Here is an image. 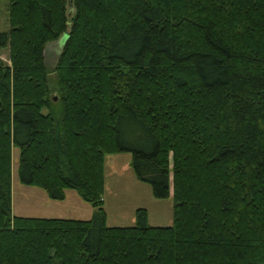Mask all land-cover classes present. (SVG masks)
<instances>
[{"label": "trees", "instance_id": "obj_1", "mask_svg": "<svg viewBox=\"0 0 264 264\" xmlns=\"http://www.w3.org/2000/svg\"><path fill=\"white\" fill-rule=\"evenodd\" d=\"M6 10L0 264H264V0ZM59 39L51 69L44 49ZM14 148L22 182L54 200L72 189L93 216L13 214ZM124 151L155 198L171 196L170 224L150 225L143 207L131 225L107 224V159Z\"/></svg>", "mask_w": 264, "mask_h": 264}, {"label": "rangeland", "instance_id": "obj_2", "mask_svg": "<svg viewBox=\"0 0 264 264\" xmlns=\"http://www.w3.org/2000/svg\"><path fill=\"white\" fill-rule=\"evenodd\" d=\"M9 0H0V32L7 31V5ZM62 49L61 39L46 44L44 49L45 62L49 68H53ZM0 60L9 63L8 49H0ZM135 137H143L142 132L134 133ZM127 136H131L128 133ZM18 149L12 151V212L15 215L35 217H67V218H91L94 208L82 200L76 191L77 200L82 206L88 207V211L68 198L54 200L40 188L22 182L17 174ZM132 153L124 151L108 157L105 169V190L103 193L106 222L108 225H131L136 220L135 210L138 207L146 208L147 221L150 225H167L172 221L173 200L167 198H155L151 186L139 181L132 170ZM67 190V191H68ZM170 193L172 190L170 189ZM171 195V194H170ZM93 209V210H92Z\"/></svg>", "mask_w": 264, "mask_h": 264}, {"label": "crops", "instance_id": "obj_3", "mask_svg": "<svg viewBox=\"0 0 264 264\" xmlns=\"http://www.w3.org/2000/svg\"><path fill=\"white\" fill-rule=\"evenodd\" d=\"M112 156V155H111ZM108 160V159H107ZM67 192H69V196H68V198H70V199H72V200H74L76 203H77V205L79 206H81V209H83V207L88 211V207H85V206H82L80 203H78L79 201L77 200V195H76V193L74 192V191H70V190H66L65 191V197L67 196L66 194H67ZM64 199H66V198H64ZM63 199V200H64ZM93 210V209H92ZM78 219H84V218H78ZM88 219V218H87Z\"/></svg>", "mask_w": 264, "mask_h": 264}]
</instances>
